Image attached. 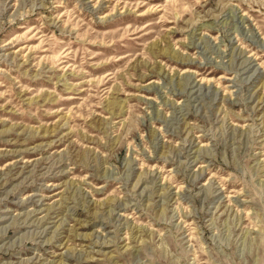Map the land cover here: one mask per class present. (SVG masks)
Instances as JSON below:
<instances>
[{
	"label": "rangeland",
	"instance_id": "374dc122",
	"mask_svg": "<svg viewBox=\"0 0 264 264\" xmlns=\"http://www.w3.org/2000/svg\"><path fill=\"white\" fill-rule=\"evenodd\" d=\"M0 264H264V0H0Z\"/></svg>",
	"mask_w": 264,
	"mask_h": 264
},
{
	"label": "bare ground",
	"instance_id": "6f19581e",
	"mask_svg": "<svg viewBox=\"0 0 264 264\" xmlns=\"http://www.w3.org/2000/svg\"><path fill=\"white\" fill-rule=\"evenodd\" d=\"M96 9V8H95Z\"/></svg>",
	"mask_w": 264,
	"mask_h": 264
}]
</instances>
